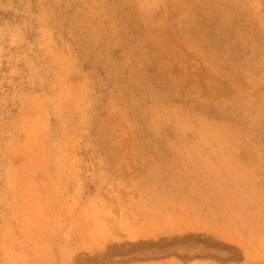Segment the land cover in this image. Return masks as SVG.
<instances>
[{
    "label": "rangeland",
    "instance_id": "374dc122",
    "mask_svg": "<svg viewBox=\"0 0 264 264\" xmlns=\"http://www.w3.org/2000/svg\"><path fill=\"white\" fill-rule=\"evenodd\" d=\"M0 264H264V0H0Z\"/></svg>",
    "mask_w": 264,
    "mask_h": 264
}]
</instances>
